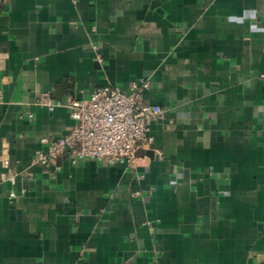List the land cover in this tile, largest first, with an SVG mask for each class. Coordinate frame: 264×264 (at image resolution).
Wrapping results in <instances>:
<instances>
[{
	"label": "crops",
	"instance_id": "0c3cea01",
	"mask_svg": "<svg viewBox=\"0 0 264 264\" xmlns=\"http://www.w3.org/2000/svg\"><path fill=\"white\" fill-rule=\"evenodd\" d=\"M141 77L157 157L31 165L75 123L41 94ZM4 149L35 175L0 161V264H264V0H0Z\"/></svg>",
	"mask_w": 264,
	"mask_h": 264
},
{
	"label": "built area",
	"instance_id": "2783aa9c",
	"mask_svg": "<svg viewBox=\"0 0 264 264\" xmlns=\"http://www.w3.org/2000/svg\"><path fill=\"white\" fill-rule=\"evenodd\" d=\"M151 86L149 77L134 80L129 92L116 85L102 84L88 98L71 97L63 103L54 101L50 92L41 94L39 104L51 111L58 105L66 106L75 123L61 137L42 136L41 148L35 150L31 165H41L43 173L51 179L57 178L61 170L57 160L62 157L69 158L73 163L93 159L137 167L138 151L149 150L154 141L151 124L165 115L163 106L145 101V92ZM33 116L29 113L30 119ZM0 161L7 170L5 180L12 184L17 183L19 176L33 178L35 175L33 171L13 167L6 149L0 152ZM153 190L150 188L149 194ZM25 193V188L11 189L8 198L14 200ZM133 195L140 196L142 192L138 190Z\"/></svg>",
	"mask_w": 264,
	"mask_h": 264
},
{
	"label": "water",
	"instance_id": "95a60500",
	"mask_svg": "<svg viewBox=\"0 0 264 264\" xmlns=\"http://www.w3.org/2000/svg\"><path fill=\"white\" fill-rule=\"evenodd\" d=\"M144 154H147V155L151 156L152 158L157 157V156H155L153 150H147V151L139 150L138 153H137L138 156H142V155H144Z\"/></svg>",
	"mask_w": 264,
	"mask_h": 264
}]
</instances>
